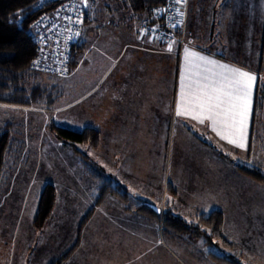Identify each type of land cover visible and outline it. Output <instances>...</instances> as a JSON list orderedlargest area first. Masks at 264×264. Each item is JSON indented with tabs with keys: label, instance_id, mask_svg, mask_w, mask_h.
<instances>
[{
	"label": "crops",
	"instance_id": "obj_1",
	"mask_svg": "<svg viewBox=\"0 0 264 264\" xmlns=\"http://www.w3.org/2000/svg\"><path fill=\"white\" fill-rule=\"evenodd\" d=\"M222 1L213 0L210 2L211 9L205 11L201 6L204 4L202 0H188L186 21L193 33V42L184 46L180 53L176 43L161 42L144 32L142 25L146 18L143 17L126 14L129 21L126 22L123 18L120 23L118 21L120 17L117 15L119 27L107 30L104 35L84 29V23L78 42L84 51L78 57L72 75L63 79L75 77L83 68L90 71L91 78L86 79L88 82L85 84L80 83L82 78H74L76 88L74 97L65 103L59 100L43 112L63 109L73 103L72 106L77 107L74 113L75 119L81 123L76 129L93 127L99 130L100 139L96 148L92 149L85 145L87 151H82L80 147L84 144H77L81 152L78 154L72 153L67 144L61 143L70 150L75 159V167L71 170L73 178L64 168L66 162L62 159L64 163L62 162L60 169L59 184H64V187L60 188L61 191L69 196L75 194L77 197L80 192L86 191L91 207L97 195L93 178L96 172V175L105 176L110 184H116L121 190L126 191L128 199L132 197L136 200L135 205H139L142 201L148 205H156L161 197L164 183V156L167 148H170L171 174L168 181L176 193L173 203L167 206L173 214L185 219L195 212L207 214L214 209L226 210L230 204L232 207L241 204L240 201L233 203V198L238 196L233 193L238 191L239 187L252 184L242 179L245 176L236 171L220 150L229 149L241 154L249 152L260 69L259 66L246 65L224 55L225 48L221 46L223 35L217 25L219 20L226 16V9L220 7ZM98 39L101 40V44L97 43ZM169 45L172 46L171 50ZM186 48L218 63L250 72L257 77L253 86L246 149H239L220 139L212 130L209 121L205 120L201 124L198 119H193L198 112L194 111L191 115L179 117L176 115L177 103L180 99V77L185 70ZM92 50L97 51L99 56H92L88 60V54ZM190 71L193 74L192 78L196 79V73L200 69L193 67ZM80 86H83V90ZM60 97L61 99L63 97L62 91ZM234 179H241L242 182L239 185L233 181ZM243 183L246 185L242 186ZM114 200L116 199L107 197L103 202L108 201L112 204L101 206L103 202H100V205H94L90 216L82 226L83 229L92 218L94 229L90 243L94 244L92 238L97 232L100 241L106 235L119 236L118 242L123 246L131 244L129 238H133L135 242L145 240V232L142 233L143 237L138 238L140 236L134 232L136 228L132 230L131 225L141 229V225L144 226L152 219L147 215L146 210L138 208L133 211L139 214L137 218L139 222L131 223L132 221L124 214L132 212L129 206L115 205ZM241 209L240 207L239 212L243 214L240 217L243 222L242 233L245 232L246 235H243L250 238L249 245H253L252 234L255 231L244 224L246 221L249 222L252 215ZM97 220H99L98 231L95 229ZM259 226L263 229L262 224ZM189 237L193 240L187 239V243L191 246L196 242L193 236L189 235ZM243 239L239 241L236 237L237 241L230 240L234 244L231 246L232 249L238 247V243L241 244ZM249 251L252 250L249 248ZM120 256L122 257L118 259L129 255H125L123 248Z\"/></svg>",
	"mask_w": 264,
	"mask_h": 264
},
{
	"label": "rangeland",
	"instance_id": "obj_2",
	"mask_svg": "<svg viewBox=\"0 0 264 264\" xmlns=\"http://www.w3.org/2000/svg\"><path fill=\"white\" fill-rule=\"evenodd\" d=\"M117 4L122 7L119 0H88L87 6L83 8L85 15L88 16L84 29L104 35L107 30L119 27L117 15L120 17L118 20L120 23L123 18L128 22L129 18L126 14L121 16L122 9L115 7ZM220 7L226 9L225 18L222 17L217 24L223 35L221 46L225 48L223 49L224 55L246 65L259 66V86L260 90H264V0H223ZM97 43L101 44V40L98 39ZM92 56L98 57L99 55L97 51L92 50L88 54V60ZM89 75L90 71L83 68L71 79H59V77L41 74L38 76L48 85H56L59 94L63 92L62 99L59 95L53 104L55 105L59 100L65 103L74 97L76 93L74 78H82L80 83L85 84L88 82L86 79L91 78ZM80 89L83 90V86H80ZM72 105L73 103L55 111L49 110L47 113L43 112L45 108L0 104V123L7 121L11 124V130L16 132L11 131L13 138L23 140L25 143L23 152H28L26 164L19 165V162H15V166L11 163L14 169L13 173L8 174L11 175V180L6 187L1 189L0 264H224L215 260L214 254L236 256L242 261L241 264H264V182H253L242 177L253 186L239 187L243 189H238L233 193L238 195L233 198V203L240 201L241 204L237 207H232L230 204L226 210L221 208L224 214L222 233L225 237L232 241H235L236 237L239 241L245 238L242 245L238 243V247L228 248L216 240L217 243L214 240L208 243L205 235L196 234L190 227L177 233L174 229L164 226L163 211L166 205L173 203L176 193L168 181L171 174L170 148H167L164 156V183L161 197L157 200L158 204L154 205L160 210L156 212L151 207L158 214V218L148 220L144 226L141 225V229L131 225L132 230L136 228L134 232L140 236L138 238L143 237L142 233L145 232V240L135 242L133 238H129L128 241L131 244L123 246L118 242L119 236L106 235L100 241L97 232L92 238L94 244H91L94 229L91 223L92 218L88 220L83 229L82 226L86 220L81 224L90 206L89 196L86 191L80 192L78 197L75 194L69 196L60 189L64 187V184H59L60 169L64 161L66 162L64 168L73 178L71 175V170L75 167L73 152L71 153L62 146V142L57 141L49 131V122L78 130L76 128H79L81 123L75 119L74 113L77 107ZM260 145V140L254 141L249 152L243 154L232 152L229 149L220 151L229 162L259 167L262 163ZM80 147L82 151L88 150L85 145H80ZM47 181L55 187L54 205L44 224L35 227L33 218L38 196ZM233 181L239 185L242 182L241 179ZM84 185H86L85 182ZM244 185L246 184L243 183L242 186ZM113 202L118 206H129L132 212L124 213L125 217L130 219L131 223L139 222L137 219L139 214L133 212L138 209V204L135 205L136 200L130 197L127 203L117 199ZM105 204L112 203L106 201L101 203V206ZM240 207L241 211L246 210L252 215L249 222L246 221L244 224L255 231L252 234L253 245H249L250 238L243 235L245 232L242 233L243 222L240 217L243 214L239 212ZM193 216L194 214L189 215L185 219L188 224L197 225L198 221L193 219ZM98 224L99 220L95 226L97 231L99 230ZM260 224L263 229L259 228ZM204 231L205 234H209L208 229ZM178 235L180 237H177ZM189 235L193 236L196 242L191 246L187 243V239H191ZM123 248L125 255L129 256L118 259L122 257L120 254Z\"/></svg>",
	"mask_w": 264,
	"mask_h": 264
},
{
	"label": "trees",
	"instance_id": "obj_3",
	"mask_svg": "<svg viewBox=\"0 0 264 264\" xmlns=\"http://www.w3.org/2000/svg\"><path fill=\"white\" fill-rule=\"evenodd\" d=\"M119 1H121L122 7L118 4L115 7L119 10L122 9V13L126 11L124 14H133L136 17L146 18V20H150L151 9L164 2V0ZM36 2L37 0H0V104L50 109L60 95L56 85L50 86L38 76L39 74L51 75L40 73L32 68L35 47L32 39L26 33V29L36 16V10H34ZM202 2L204 3L201 5L202 8L205 11H209L211 9L210 2H213V0H202ZM87 21L88 16L85 15L84 23ZM83 51L84 48L78 44L75 52H73L72 66H76L77 59ZM259 85L255 98L252 143L260 140L262 163L259 167L247 166L236 162L231 163L241 175L252 181L262 183L264 182V90H260ZM11 127V124L7 121L0 123V193L1 189L6 187L11 180V175H8L14 171L11 163L19 162V165H21L28 162V152H23L25 143L23 140L13 138L11 131L14 130H11ZM49 131L57 141L67 144V147L76 154L81 153L77 148V144L96 148L100 139L99 130L89 126L81 130H73L49 122ZM13 133L16 132L14 131ZM93 178L97 195L95 196L94 204L88 207L81 224L90 216L94 205L99 204L107 197H112L119 201L122 200L124 203L128 201L126 191L121 190L120 186L116 184H110V181L102 174L96 175L95 172ZM54 199L55 187L52 183L46 182L41 189L36 204L33 218L35 227L44 224L54 205ZM138 208L145 209L149 217L158 218V214L148 204L140 203ZM194 216L198 224H188L185 219L173 214L167 206L162 214V223L166 228L174 229L177 233L190 227L196 234L205 235L208 243L216 240L225 247L233 246V243L222 233V211L214 209L207 214L195 212ZM204 228L209 230V234H205ZM212 244L215 243L212 242ZM213 257L224 264L242 263L238 257L233 255L214 254Z\"/></svg>",
	"mask_w": 264,
	"mask_h": 264
},
{
	"label": "built area",
	"instance_id": "obj_4",
	"mask_svg": "<svg viewBox=\"0 0 264 264\" xmlns=\"http://www.w3.org/2000/svg\"><path fill=\"white\" fill-rule=\"evenodd\" d=\"M83 8L82 0H37L36 16L26 29L35 47L33 69L59 78L72 75L75 70L72 66L73 52L85 21ZM178 8L182 16L177 13ZM187 10L188 0L183 4H177L176 0H164L151 9L150 20L143 23L142 29L156 40L176 43L180 53L184 46L193 42V33L186 21ZM67 17L72 18V23ZM77 20L80 22L77 23ZM77 32L78 36L75 35Z\"/></svg>",
	"mask_w": 264,
	"mask_h": 264
},
{
	"label": "snow or ice",
	"instance_id": "obj_5",
	"mask_svg": "<svg viewBox=\"0 0 264 264\" xmlns=\"http://www.w3.org/2000/svg\"><path fill=\"white\" fill-rule=\"evenodd\" d=\"M186 0H176L183 4ZM87 6V0H83ZM177 13L183 15L178 8ZM69 23L72 18L67 17ZM80 22L79 20L76 21ZM39 23V21L37 22ZM175 26V25H174ZM76 36L79 33H75ZM169 45V50H171ZM199 68L196 79L190 69ZM257 77L250 72L218 63L197 52L185 49V70L180 77V99L176 115H191L201 124L210 122L220 139L239 149L247 148V128L252 106L253 86Z\"/></svg>",
	"mask_w": 264,
	"mask_h": 264
},
{
	"label": "water",
	"instance_id": "obj_6",
	"mask_svg": "<svg viewBox=\"0 0 264 264\" xmlns=\"http://www.w3.org/2000/svg\"><path fill=\"white\" fill-rule=\"evenodd\" d=\"M82 4L84 6L83 0H82ZM150 207H152L156 212H158L160 209L154 205H149Z\"/></svg>",
	"mask_w": 264,
	"mask_h": 264
}]
</instances>
